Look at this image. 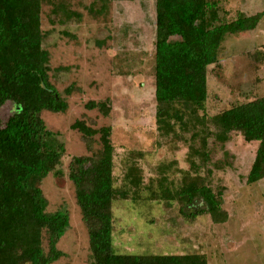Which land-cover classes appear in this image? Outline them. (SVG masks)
<instances>
[{
	"label": "trees",
	"instance_id": "1",
	"mask_svg": "<svg viewBox=\"0 0 264 264\" xmlns=\"http://www.w3.org/2000/svg\"><path fill=\"white\" fill-rule=\"evenodd\" d=\"M136 1L94 0L90 12L103 15L112 2ZM44 5L51 7V15L61 24L81 19L59 0H0V110L8 103L15 107L8 120L0 116V264L57 262L63 256L58 244L70 226L68 213L48 212L40 188L51 174L60 175L58 168L66 151L64 144L55 143L58 134L48 130L43 114H64L69 108L50 79V55L43 47ZM155 17L156 132L171 151L180 144L187 146L189 168L172 172L176 162L160 165L158 177L145 184L144 172L133 160L122 184L117 185L112 129L76 121L71 129L81 135L90 155L71 158L68 178L88 230L93 264H208L202 254L116 253L113 209L116 203L127 201L178 203L179 213L186 219L209 215L214 224L226 223L229 215L223 208V191L210 185V166L215 147L224 150L232 134L246 143H258L246 184L264 179V98L234 105L214 116L206 113L209 67L218 64L229 36L256 30L263 14L240 13L223 22L218 3L211 0H156ZM72 92L71 86L64 94ZM85 107L105 117L110 114L107 101H92ZM224 154L229 155L226 150ZM197 202L202 207L187 213Z\"/></svg>",
	"mask_w": 264,
	"mask_h": 264
},
{
	"label": "rangeland",
	"instance_id": "2",
	"mask_svg": "<svg viewBox=\"0 0 264 264\" xmlns=\"http://www.w3.org/2000/svg\"><path fill=\"white\" fill-rule=\"evenodd\" d=\"M59 1L81 19L61 24L51 15V7L43 6V47L50 55V79L66 98L69 108L64 114H43L48 130L58 134L55 143L64 144L66 151L58 168L60 175L51 174L40 188L48 201V212L62 211L70 217V226L58 244L63 256L53 264H93L88 230L68 178L71 158L90 153L81 135L71 126L85 120L93 128L112 129L117 185L122 184L125 169L133 160L143 170L145 184L158 177L160 165L176 162L172 172L175 168L188 169V150L183 144L177 150H169L156 132V0L112 2L103 15L91 14L94 0ZM211 2L218 3L223 22L234 20L240 13L246 16L261 13L263 17L256 30L229 36L218 64L209 67L208 116L264 98V0ZM99 6L100 3L96 8ZM58 68L63 70L58 72ZM71 86L73 92L66 96L64 91ZM92 101L109 102V116L87 110L86 104ZM14 112V105L8 103L0 110V116L6 121ZM95 140L98 142V137ZM257 147L258 143H246L241 136L232 134L224 147L228 156L220 147L214 149L210 185L215 191H223V208L229 215L226 223L214 224L209 215L186 219L180 215L178 203L119 202L113 209L116 253L202 254L208 264H264V179L250 186L246 184ZM201 204L197 202L186 212H193Z\"/></svg>",
	"mask_w": 264,
	"mask_h": 264
}]
</instances>
